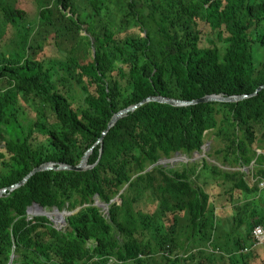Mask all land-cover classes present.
<instances>
[{
    "label": "trees",
    "instance_id": "1",
    "mask_svg": "<svg viewBox=\"0 0 264 264\" xmlns=\"http://www.w3.org/2000/svg\"><path fill=\"white\" fill-rule=\"evenodd\" d=\"M27 1L0 0V190L48 162L75 166L95 146L93 168L41 172L0 198V264H256L264 89L252 94L264 84V0H33L36 17ZM208 95L248 98L150 102L103 136L114 114L146 98ZM209 132L224 165L256 167L253 185L206 161L146 171L197 156ZM32 204L73 214L58 229L30 218Z\"/></svg>",
    "mask_w": 264,
    "mask_h": 264
},
{
    "label": "water",
    "instance_id": "2",
    "mask_svg": "<svg viewBox=\"0 0 264 264\" xmlns=\"http://www.w3.org/2000/svg\"><path fill=\"white\" fill-rule=\"evenodd\" d=\"M94 52L95 51L93 50V54H94ZM262 89H264V84L259 86L254 91L252 96L256 95ZM246 98H248L247 95H241V96H238V95H233V96L208 95V96H204V97H202L200 99H197V100L183 101V100H178V99L166 98V97H162V96L149 97V98H146L145 100H143L142 102H140L139 104L129 106L128 108H125V109L119 111L118 113L114 114L112 116L110 122L108 123L107 129L103 132V136H105L106 133H108V131L112 127H114L115 124L120 119L126 117L129 113L134 112L139 107H141V106H143V105H145L147 103H150V102H156V103H160V104H167V105H170V106H173V107H188V106H193V105H197V104H205V103H213V102H217V103H236V102H239V101H241L243 99H246ZM102 142H103V138H100V140L95 145H98V144L102 145ZM94 147L95 146L90 148L84 154V156L81 158L79 163L77 165H75V166H70V165H67V164H64V163L48 162V163L40 165L39 167L34 168L19 183L14 184V185H12V186H10L8 188L1 189L0 190V198H2L6 194H9L10 192L14 191L15 189L24 186L28 182V180L30 178H32L34 175H36L38 173H41V172H46V171H75V172H83V171H87V170L93 168V166L88 165V160H89V157H90ZM203 148H205V146ZM180 155H181V153H176V156H180ZM173 161H175V160H173V159H161L155 165L149 167L146 171H151L156 166H166V164H168L169 162H173ZM127 189H128L127 186L124 187L122 189L121 194H123ZM118 200L121 201V199L118 197V198H116L113 201V203L114 202H118ZM94 205L99 207V208H102L103 210H105L107 215H110L109 205L101 203L98 200V198H95ZM27 214H28V216H30V218L34 217V216H45V217H47L48 219H50L54 223L56 228L60 229V228H62L63 226L66 225V217L71 216L73 213L66 212V211L60 212L57 209H54L52 211V213H51V212L46 211L44 208H42L38 204H32L28 208ZM52 217H55V219H53ZM14 258H15L14 256L11 257V260H10L9 264H13Z\"/></svg>",
    "mask_w": 264,
    "mask_h": 264
},
{
    "label": "rangeland",
    "instance_id": "3",
    "mask_svg": "<svg viewBox=\"0 0 264 264\" xmlns=\"http://www.w3.org/2000/svg\"><path fill=\"white\" fill-rule=\"evenodd\" d=\"M27 7L29 8V10L32 12V15L34 17H36L38 15V10L36 5L34 4L33 0L32 1H27L26 2ZM0 26L4 27V23L0 22ZM202 32H203V44L204 45H209L208 44V38L210 36H212V33H209V30H206L205 27L201 28ZM5 28L1 29V33H4ZM85 35V34H82ZM13 38V34L10 30V32H8L7 36H6V42L8 43L9 41H11V39ZM93 53V50L92 52ZM259 60V58H258ZM72 95L76 98H78L80 96V90L78 88H75L74 92L72 93ZM220 144L216 143L213 141L212 139V134L211 132L207 133L206 136V140H205V148H203L202 152L198 153L197 156H185V155H180V156H173V162H169L168 164H166L165 168H167L168 170L171 169H183L186 165H194L195 168L199 171L202 166H203V162L206 161L208 162L210 165H216L218 166L220 169H222L225 172H235V171H239L241 170L242 172H244L249 180V183L251 185L254 184V178H253V171H254V166L248 167V168H239V167H235V168H231L229 166H226L222 163L221 157L216 155V150L218 148H220ZM3 148V144L0 141V151H2ZM184 157V158H183ZM186 158V159H185ZM186 161V162H185ZM194 179V178H193ZM261 186H264V184H262ZM119 203H121L120 200H118ZM53 211V210H52ZM52 211H50L52 213ZM64 212V211H63ZM67 212V211H66ZM53 219H55V217H52ZM67 218V217H66ZM65 227V226H63ZM244 228V226H243ZM247 234V231L244 230L242 233V237L245 236ZM246 237V236H245ZM183 242H186V233L183 234ZM209 251L211 252H215V250L212 247H207ZM256 250V252H258L260 254V258L257 260V262H255L256 264H264V247L263 246H258L256 248H254ZM149 263H151V261H149Z\"/></svg>",
    "mask_w": 264,
    "mask_h": 264
},
{
    "label": "built area",
    "instance_id": "4",
    "mask_svg": "<svg viewBox=\"0 0 264 264\" xmlns=\"http://www.w3.org/2000/svg\"><path fill=\"white\" fill-rule=\"evenodd\" d=\"M252 241L254 247H258V246L264 247V226L258 225L254 227L252 231ZM245 251L247 252L249 251V249L246 248Z\"/></svg>",
    "mask_w": 264,
    "mask_h": 264
}]
</instances>
